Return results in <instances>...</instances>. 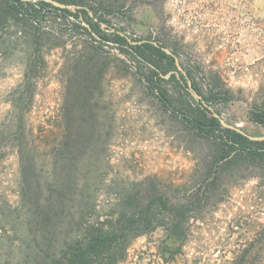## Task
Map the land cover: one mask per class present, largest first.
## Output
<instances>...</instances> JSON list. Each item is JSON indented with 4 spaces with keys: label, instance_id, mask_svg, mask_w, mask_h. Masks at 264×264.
Listing matches in <instances>:
<instances>
[{
    "label": "rangeland",
    "instance_id": "rangeland-1",
    "mask_svg": "<svg viewBox=\"0 0 264 264\" xmlns=\"http://www.w3.org/2000/svg\"><path fill=\"white\" fill-rule=\"evenodd\" d=\"M53 5L72 11V6ZM56 15L47 13L41 21L40 37L26 29L24 39L12 15L0 19V124L23 95L21 109L31 128L66 126L61 120L64 88L78 69L94 65L93 85L77 92L72 115L78 118L75 124L85 116L87 125L103 131L102 172L113 193L128 192V184L151 178L172 204L186 203L216 170H223L208 200L188 215L175 259L169 249L180 242L159 228L134 240L122 264H231L264 224V159L242 148L220 151L215 143L226 137L223 130L214 136L196 134L146 92L116 45L102 43L105 51L93 58L85 52L94 44L89 25L71 16L68 25L60 12ZM116 16H111L113 23L123 24V35L131 40L166 38L171 45L165 48L179 58L178 71L184 72L182 64L192 67L203 91L210 77L219 78L233 100L218 115L252 137H264V128L251 119L254 105L264 103V0H135ZM27 77L30 87H23ZM173 84L168 87L177 88ZM14 161L12 156L8 163L14 167ZM116 177L122 184L112 188Z\"/></svg>",
    "mask_w": 264,
    "mask_h": 264
},
{
    "label": "trees",
    "instance_id": "trees-1",
    "mask_svg": "<svg viewBox=\"0 0 264 264\" xmlns=\"http://www.w3.org/2000/svg\"><path fill=\"white\" fill-rule=\"evenodd\" d=\"M53 1L72 6V11L45 0H0V19L12 15L22 39L26 29L41 36L40 24L47 13L60 12L58 17L68 25L70 16L81 20L89 25L93 37L94 44L85 46L91 57L105 51L104 42L116 45L134 66L146 92L181 116L196 134L214 136L223 130L226 137L220 136L215 143L220 151L242 148L264 159V141L223 127L214 115L233 100L227 85L210 77L203 91L193 68L182 64L184 72H179L175 59L162 50L171 45L166 38L131 40L123 35V24L113 23V17L120 18L116 15L129 11L135 0ZM93 66L78 69L64 88L61 120L66 126L31 128L21 109L23 95L15 101L18 108L0 124V177L9 178L6 182L0 178V264H122L134 240L159 228L166 229L175 243L180 242L177 249H169L173 260L182 248L188 215L199 210L217 186L223 170H216L215 177L186 203L172 204L151 178L140 185L128 184V192L113 193L102 172L103 131L95 124L87 125L85 116L75 124L78 118L72 115L77 92L89 91L93 85ZM30 69L28 66L26 75ZM171 83L177 88H169ZM189 83L201 99L194 98ZM26 84L30 87L29 77L23 87ZM253 109L252 121L264 128V103ZM12 156L14 167L8 163ZM122 181L114 178L112 188L120 187ZM231 264H264V224Z\"/></svg>",
    "mask_w": 264,
    "mask_h": 264
},
{
    "label": "water",
    "instance_id": "water-1",
    "mask_svg": "<svg viewBox=\"0 0 264 264\" xmlns=\"http://www.w3.org/2000/svg\"><path fill=\"white\" fill-rule=\"evenodd\" d=\"M45 1L50 2V3H53V4H55V5H59V3H57V2H55V1H53V0H45ZM59 6H60V5H59ZM64 7H65V8H70V6H64ZM72 8H73V7H72ZM162 50H163L164 52H166L167 54H169L170 56H172V57L175 59L176 66L178 67V69H179V70H182V68H181V66H180V64H179V58H178V56H176L175 54H173L170 50H168V49L165 48V47H162ZM189 87H190L191 92H192V93H193L198 99H201V97H199V96L197 95V93L194 92V91L191 89V83H189ZM211 110H212V109H211ZM214 115H215L216 118L219 119V121H220V123H221V125H222L223 127L228 128V129L235 130L236 132L242 134L243 136H245V137H247V138H249V139H251V140L264 141V137H252V136L248 135L246 132H244L243 130L238 129V128L235 127V126H232V125H228V124H226V122H225V121H224V120H223L218 114L214 113Z\"/></svg>",
    "mask_w": 264,
    "mask_h": 264
}]
</instances>
